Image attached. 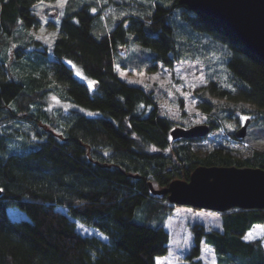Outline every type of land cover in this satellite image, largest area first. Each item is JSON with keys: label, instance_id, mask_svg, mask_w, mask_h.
Wrapping results in <instances>:
<instances>
[{"label": "trees", "instance_id": "obj_1", "mask_svg": "<svg viewBox=\"0 0 264 264\" xmlns=\"http://www.w3.org/2000/svg\"><path fill=\"white\" fill-rule=\"evenodd\" d=\"M44 1L55 0H0V264H156L169 252L165 222L176 205L151 186L189 180L199 165L264 168V60L220 20L179 0L147 8L116 1L129 12L109 30L92 3L69 0L50 53L30 34L39 24L35 6ZM191 59H200L210 78L200 104L210 131L224 118L249 116L241 140L251 156L219 147L202 156L190 142L201 138L173 139L178 122L161 110L155 91L116 72L117 64L153 72ZM49 92L72 107L51 112ZM10 207L28 218L12 219ZM221 215L219 230L192 225L187 264H203V244L218 264H264L261 241L244 240L264 223V209ZM74 219L107 239L83 234Z\"/></svg>", "mask_w": 264, "mask_h": 264}, {"label": "rangeland", "instance_id": "obj_2", "mask_svg": "<svg viewBox=\"0 0 264 264\" xmlns=\"http://www.w3.org/2000/svg\"><path fill=\"white\" fill-rule=\"evenodd\" d=\"M68 1H44L35 6L39 24L30 29V34L42 43L41 48H47L50 53H52L55 38L58 36L57 23L67 9ZM77 1L92 3L93 12L100 11L102 25L106 30L111 28L115 19L129 12L119 9L120 6L116 3V1L125 0H73L76 7L83 4H79ZM136 1L142 2L146 6L145 8L154 2V0ZM130 2L135 3V0ZM164 3L170 4L171 0H164ZM67 63L73 67L78 78L88 84L90 83L88 77L79 67L72 62L68 61ZM116 72L121 79L131 85H139L149 90L153 89L157 94L161 110L177 121L178 126L188 128L196 124L208 123L209 116L203 111L200 104L204 99L202 96L205 95V88L210 78L206 66L201 63L200 59L175 62L172 67L160 63L158 69L153 72L122 68L117 64ZM179 99L183 102V108L180 107ZM45 100L48 109L53 113L67 112L72 107L70 102L64 101L55 92H49ZM182 110L186 112V115H182ZM247 117L249 116L240 115L238 118H224L222 126L212 129L208 135L199 140H191L192 148L202 156L218 147L239 159L251 156L252 149L248 142L232 135L243 126ZM27 125L28 123L25 122L20 124L19 128L22 130ZM8 212L14 220L28 218L27 213L19 208L10 207ZM74 220L83 234L97 236L103 240L107 239V235L100 229L88 226L80 220ZM195 223L202 224L207 230H219L222 227V215L218 212L176 205L165 222V228L170 234L169 252L166 255L158 256L156 264H187L185 256L191 251L194 244L192 225ZM154 224L159 223L155 222ZM248 232L247 237H244L246 240L250 242L260 240L264 247V224L256 226L251 232ZM200 259L203 264H218L213 247L207 244L202 246Z\"/></svg>", "mask_w": 264, "mask_h": 264}, {"label": "water", "instance_id": "obj_3", "mask_svg": "<svg viewBox=\"0 0 264 264\" xmlns=\"http://www.w3.org/2000/svg\"><path fill=\"white\" fill-rule=\"evenodd\" d=\"M191 10L224 23L251 53L264 60V0H179ZM250 119L236 132L244 138ZM207 124L177 126L173 139L203 138ZM154 194H167L171 204L218 213L232 209H264V168L250 166L199 165L189 180L175 179Z\"/></svg>", "mask_w": 264, "mask_h": 264}, {"label": "crops", "instance_id": "obj_4", "mask_svg": "<svg viewBox=\"0 0 264 264\" xmlns=\"http://www.w3.org/2000/svg\"><path fill=\"white\" fill-rule=\"evenodd\" d=\"M264 224V223H263ZM263 224H256V225H254L250 230H249V232H251V230L253 229V228H255L256 226H259V225H263ZM248 232V233H249ZM246 237H247V233H246V235H245ZM244 236V237H245ZM244 240H246L245 238H244ZM247 242H250L249 240H246Z\"/></svg>", "mask_w": 264, "mask_h": 264}]
</instances>
